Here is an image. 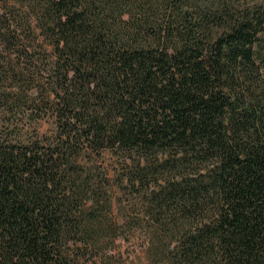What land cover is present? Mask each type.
Here are the masks:
<instances>
[{"label": "trees", "instance_id": "trees-1", "mask_svg": "<svg viewBox=\"0 0 264 264\" xmlns=\"http://www.w3.org/2000/svg\"><path fill=\"white\" fill-rule=\"evenodd\" d=\"M133 228L264 264V0H0V264H105Z\"/></svg>", "mask_w": 264, "mask_h": 264}, {"label": "rangeland", "instance_id": "rangeland-1", "mask_svg": "<svg viewBox=\"0 0 264 264\" xmlns=\"http://www.w3.org/2000/svg\"><path fill=\"white\" fill-rule=\"evenodd\" d=\"M41 131L49 133L51 126L45 124ZM114 247L103 257L105 264H169L161 255L149 248L146 230L133 228L131 232L120 230Z\"/></svg>", "mask_w": 264, "mask_h": 264}]
</instances>
